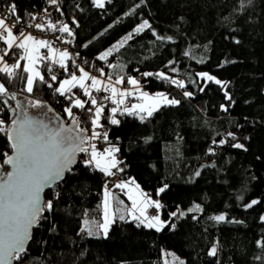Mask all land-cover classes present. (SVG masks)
I'll list each match as a JSON object with an SVG mask.
<instances>
[{"label": "trees", "instance_id": "16d2710c", "mask_svg": "<svg viewBox=\"0 0 264 264\" xmlns=\"http://www.w3.org/2000/svg\"><path fill=\"white\" fill-rule=\"evenodd\" d=\"M11 4L23 22H32L52 3L0 0V10L8 11ZM56 5L53 24L70 27L87 67L99 66L106 78L123 77L129 88L128 80L134 78L140 89L161 91L180 103H162L144 120L137 114L116 113L118 125L110 123L111 110L104 109L103 127L97 129L107 132V140L99 138L94 144L99 151L119 149L114 152L118 166L111 169L115 175L85 166L89 155L79 153L71 171L45 192L53 209L33 228L26 252L13 264H165L164 248L184 257L185 264H264V0H105L104 7H96L93 0H58ZM145 21L150 27L136 32ZM105 51L109 54L101 60ZM5 52L1 47L0 54ZM18 58L8 54L4 59L7 64L20 63L17 75L0 72V82L16 97H0L5 128L27 113L36 117L47 112L49 127H55L60 116L72 122L65 108L73 102L65 106L63 101L68 96L88 101L84 90L76 86L65 95L56 92L65 75L51 81L48 69L56 61L43 58L41 75L50 77L52 87L37 77L33 92L27 93L28 73ZM74 72L81 73L78 67ZM186 91L192 96H185ZM97 93L91 92L94 97ZM130 96L128 108L135 100L134 93ZM30 100L46 107L32 108ZM86 107L94 110L90 102ZM72 111L89 135L91 114L75 107ZM237 143L244 147H233ZM11 151L7 135L0 132V164ZM112 179L117 184L136 181L160 201L162 219L175 228L166 225L156 231L126 213L114 216L107 237L89 235L85 221L88 227L103 221L104 190ZM116 185L114 190L122 194ZM55 193L59 195L54 198ZM253 200L259 203L246 207ZM194 205L200 209L189 211ZM220 212H225V221L211 219ZM213 247L215 256L209 255Z\"/></svg>", "mask_w": 264, "mask_h": 264}, {"label": "snow or ice", "instance_id": "6c2138e0", "mask_svg": "<svg viewBox=\"0 0 264 264\" xmlns=\"http://www.w3.org/2000/svg\"><path fill=\"white\" fill-rule=\"evenodd\" d=\"M58 0H51L53 5L57 4ZM96 7H104L105 0H93ZM9 13L16 18V22H19V17L16 14V5L11 4ZM8 16H0V40H4L8 49H11L13 45L17 49H22L24 55L19 56L18 60L26 59L29 63L28 67L23 68V72L31 73L26 78V85L24 91L27 93H32L34 90L35 78H39L41 83L47 84L49 88L52 84L45 80L44 76L38 71H35L33 65L35 59H43V57H34L32 52H29L28 42L32 41L38 47L48 48L50 47L49 42L46 40H37L31 34L25 35L23 29H19V35L14 34L13 28L15 23L11 26L7 23ZM31 26V25H29ZM145 26L150 27L148 22L145 21L141 24L136 32H140ZM37 29L43 30L44 25L36 24ZM48 27L56 30L55 24H49ZM60 32L68 33L73 35L70 27L67 24H63L59 28ZM23 37L20 43H16L20 38ZM157 39L163 40L165 37L158 36ZM167 39H171L168 37ZM238 42V41H237ZM35 51V49H33ZM55 51V49H52ZM105 52L100 56L103 60L108 55ZM8 55L7 52L4 55H0V62L4 61V56ZM70 58L67 51L61 53L60 67L65 68L64 60ZM114 67V65H110ZM21 65L17 63L9 66L7 63L0 67V72L6 73L7 76L12 77L17 75L16 69H20ZM49 72L52 71L51 68L48 69ZM79 71L83 73L81 77H77L75 74L71 75L70 79H66L60 82L59 87L55 89L60 95H65L71 92V89L77 85L84 90V95L89 99L88 101L76 98L70 107L65 108L69 119L72 121L74 127H65L62 123L57 120L55 127H49V123H45L47 119V112L38 113L36 117L31 119H21L12 120L11 127L5 128V121L0 120V132L7 135V139L10 142V147L13 150V155H8L4 153L5 159L2 164H0V264H11L13 260H20L21 254L26 252L25 242L31 239V229L34 226H38L41 219H47L44 216L46 211L51 212L53 209L52 200H43L41 193L48 187L52 188L57 184L58 181L62 180L64 173L66 171H71V164L74 162L75 157L78 153H85L89 155V159L84 160L85 166H95L101 172H104L108 176H113L115 173L111 170L117 168L118 162L114 157V152H118V148L109 147L103 151H99L97 146L93 143L89 147L91 151L89 152V147L84 145L91 140H96L101 137V133L95 131L98 127H103L100 124V118L104 112V105L102 103L98 104L96 97L92 96L89 88L85 86V80L90 79L92 81L91 88H94L97 92L101 91L99 87L103 84V81L97 77L90 76V74L84 71L83 68H79ZM101 75H103V69L100 70ZM145 76L152 75L151 73H145ZM163 76V74H159ZM202 78H206L208 81H214L216 84H221L222 82L215 77L208 75L207 73L198 74ZM110 79V78H109ZM57 77L55 75L51 76V81H56ZM123 77H121L116 83H123ZM128 83L132 85H138V81L135 79H129ZM173 84H176L180 88L186 87L183 81L173 80ZM104 91H108L107 86L104 87ZM203 91V88H201ZM119 94L121 97H126L130 93L127 91H119L115 85L111 86V99L112 103L120 105L124 103L123 99L116 100L115 97ZM11 99H15V94H10L8 88L5 84L0 83V97L9 96ZM187 97L192 96L191 92H184ZM141 97L149 101L148 104H134L130 108H124L123 112H127L129 115H134L137 113H146V116L141 115L140 119L144 120L146 117H151L155 111H157L161 103H166L168 105H177L180 102L176 99H168L163 93H158L156 96H149L147 93H141ZM70 100L71 96L68 97ZM110 97H104V99H109ZM231 100V97H227ZM7 103V101H4ZM90 102L93 107H86ZM28 104L35 109H42L46 107L43 102L39 100H30ZM17 107H22L17 105ZM73 107L85 110L86 113L91 114V123L93 125L92 135L88 136L87 128L80 127V118L76 116L72 109ZM227 111V109H224ZM51 111V109H49ZM119 111V107L111 108L112 118L110 123L118 125L120 121L115 119V114ZM123 112L121 115H123ZM40 125V127H36ZM235 139L232 133H229ZM103 139L107 140V132L103 133ZM225 141H221L224 143ZM233 147L243 148V144H234ZM5 165L11 166V171L3 173L2 169ZM122 171V169H118ZM199 175V173H196ZM116 187L121 189L127 187L126 183L117 184ZM137 187H139L137 185ZM164 191V188L159 190ZM58 193L54 194V198L58 197ZM107 191L105 192V213L104 222L99 224V228L103 230V235L107 237L109 223L111 222L110 214L107 207ZM130 199L132 197H129ZM150 203L157 209L161 208L162 205L157 201H150ZM259 203V201L253 200L246 207L251 208L253 205ZM137 208V202L133 200V210ZM200 206L196 205L195 209H190L189 211L199 210ZM133 219L140 220L141 224H146L148 228H154L156 231H160L166 225H170L171 228H175V224L170 221L161 220L159 215H153L148 217L145 215L143 209L140 210V216H136L135 212H132ZM172 216H176V213H172ZM143 217V219H140ZM121 220L124 219L123 216L120 217ZM211 219L220 222L225 221V215H217L211 217ZM88 221H85V226L87 227ZM83 230V229H82ZM88 234L93 235L91 228H88ZM217 249L215 247L211 248L209 255L215 256ZM183 264V262H181Z\"/></svg>", "mask_w": 264, "mask_h": 264}, {"label": "built area", "instance_id": "2783aa9c", "mask_svg": "<svg viewBox=\"0 0 264 264\" xmlns=\"http://www.w3.org/2000/svg\"><path fill=\"white\" fill-rule=\"evenodd\" d=\"M57 5L51 4L48 8L47 11L43 13H39L36 16V19L32 22H23L19 18V22H16V18L13 17L9 11L5 10H0V16L7 15L8 20L7 23L11 26L13 23H15V27L13 30H19L23 29L25 35L31 34L34 36L37 40H46L49 42L52 47H54L56 50L61 51V50H66L69 51L70 53V58H68L67 63L68 65L72 66L71 68H62L60 67V64L53 63L51 65V75H55L57 78L59 75H65L67 77H71L73 75V72L75 68H83L84 70L89 71L91 76H99L102 78L103 81L107 80L106 77L100 75V67L97 65H92L90 67H87V63L85 61H82L80 59V54L77 51L75 44L73 42L74 35H69L68 33H63L59 31V27L56 26V30L54 31L52 28L48 27V25L51 23H54V14L53 11ZM36 24H41L44 25V29L40 30L35 27ZM31 25V26H29ZM17 43V42H16ZM4 46V40H0V48ZM5 47V46H4ZM6 52L10 54L12 57H19L22 55L23 51L22 49H17L15 45L11 49H8L6 47ZM49 52L47 48H44L41 56L45 59L48 58ZM4 59H6V56H4ZM2 63V62H0ZM1 67V64H0ZM46 81L50 82V77L45 76L44 77ZM125 87L129 88V85L125 83ZM69 97V96H68ZM66 98L63 101V104L65 106L69 105L70 103L73 102L74 97L70 100L69 98ZM98 104L102 103L105 107L104 109H110L113 107H119V111L117 112L118 114H121L124 110V108L128 107L130 102L132 101V97L129 96L126 99H124V103L120 105H116L112 103L111 95H109L107 92H105L102 88L99 93L95 95ZM104 97H110L109 99H104ZM117 100V99H116ZM67 120V117L65 118ZM5 127V125H4ZM95 131L101 133L100 139H103V129H95ZM92 132L88 135L91 136ZM99 139V138H98ZM98 139L96 140H91L88 143H86L84 146L89 147L90 144L97 143ZM91 151V148L89 147V152ZM84 156H88V154L82 153ZM113 182L116 181V179H112Z\"/></svg>", "mask_w": 264, "mask_h": 264}, {"label": "rangeland", "instance_id": "374dc122", "mask_svg": "<svg viewBox=\"0 0 264 264\" xmlns=\"http://www.w3.org/2000/svg\"><path fill=\"white\" fill-rule=\"evenodd\" d=\"M122 40H120V41H117L116 43H114L111 47H110V49H112L113 47H115L118 43H120ZM44 50V49H43ZM43 50H42V52H43ZM66 51V50H65ZM62 52H64V50H62L61 51V53ZM68 53H69V51H67ZM105 52H108V51H105ZM104 52V53H105ZM103 53V54H104ZM42 54V53H41ZM102 54V55H103ZM0 55H2V54H0ZM69 55H70V53H69ZM42 57V56H41ZM48 58H49V55H48ZM61 58V57H60ZM54 61H56V60H54ZM64 63H67V59H65L64 61H63ZM5 62L3 61L2 62V64H4ZM57 63V62H56ZM28 66H29V63H28ZM33 67H34V69H35V71H38L39 73L41 72L40 71V68L38 67V62H37V60H35V63H34V65H33ZM84 71H86V72H88L89 73V71H87V70H84ZM41 74V73H40ZM73 74H75L77 77L79 76V75H81L82 73H77V72H73ZM90 74V73H89ZM29 75H31V73H28V76ZM90 76H91V74H90ZM94 77H97L98 79H100L101 81H103L102 80V78L101 77H99V76H94ZM66 79H70V77H67V76H65L64 78H62L61 80H60V82L61 81H63V80H66ZM107 79V81L110 83V85L112 86V85H115V87H119V88H121V89H125L126 90V88L127 87H125L124 85H123V83H116V81H118L119 79H120V77H117V78H114V77H110V79L109 78H106ZM131 79H134V78H131ZM1 83V82H0ZM91 83H92V81H88L87 83H86V87H88L89 88V91L90 92H92L93 90H94V88H91L90 86H91ZM59 85H60V83H59ZM103 85H104V83L103 84H101L99 87H103ZM78 87V86H77ZM134 87V86H133ZM78 90L79 91H82L83 89L82 88H79L78 87ZM132 91H133V93H135V90L132 88ZM131 92V91H130ZM133 93H131V94H133ZM158 93H162L161 91H158V92H156V94H158ZM131 94H129L128 96H126V97H124L123 98V100L124 99H126L127 97H129ZM156 94H155V96H156ZM168 99H172V98H170V97H168L167 96V94H165V93H163ZM134 99L136 98V96H134L133 97ZM115 99H117V97H115ZM117 100H120V99H117ZM162 104V103H161ZM137 115H138V117H140L141 115H146V113H137ZM114 157H115V159L117 160V158H116V156H115V154H114ZM110 185H109V183H107V187H106V189L108 190V189H110V190H114V186H112V185H116L117 183H116V181L115 182H113V180H110ZM127 184V187H125V193H126V196H127V201H125V199L122 197V199L120 198V201H121V203H123V205L124 204H126L127 206H124V209H125V211H127L128 212V214L131 216V217H133V214H132V212L134 211L135 212V215L136 216H140V210L141 209H143V211H144V213L145 212H147L148 214H149V217H151V216H153V215H159L160 216V218H161V220H163L162 219V217H161V208H159V209H157V208H155L151 203H150V201H157V202H159L160 203V201L158 200V199H154L147 191H145V190H143L142 188H141V186L136 182V181H134V180H131L130 182H127L126 183ZM137 185L139 186V187H137ZM112 193H110V201H111V195ZM129 197H132L131 199L129 198ZM133 200H135L136 202H137V208L135 209V210H133ZM161 204V203H160ZM122 205V206H123ZM195 206L196 205H194L192 208L193 209H195ZM200 206V205H199ZM109 211H110V219L112 220V217H113V208H112V205H111V203H110V208H109ZM183 211H185V210H183ZM217 215H225V212H220V213H218ZM216 215V216H217ZM142 217H140V219H141ZM261 218L264 220V213H262V215H261ZM103 221L101 222V223H103L104 222V216H103ZM95 223V222H94ZM111 223V222H110ZM110 223H109V226H110ZM99 224H100V222L98 223V222H96L95 224H91L90 225V227H88L87 226V230H88V228H91V230H92V232H94V233H101V234H103V230L102 229H100L99 228ZM109 228V227H108ZM163 259H164V262H165V264H181V262H183V264H185V259H184V257H182V256H180V255H178V254H176L175 252H173L172 250H170V249H167V248H164L163 249Z\"/></svg>", "mask_w": 264, "mask_h": 264}, {"label": "crops", "instance_id": "0c3cea01", "mask_svg": "<svg viewBox=\"0 0 264 264\" xmlns=\"http://www.w3.org/2000/svg\"><path fill=\"white\" fill-rule=\"evenodd\" d=\"M13 32H14V34H16V35H18L17 34V32L16 31H14L13 30ZM21 40H23V37H21L20 38V40H18L17 41V43H20L21 42ZM50 45V44H49ZM4 46L5 47H7V45L5 44V42H4ZM3 46V47H4ZM28 49H29V52H32V54H33V56L34 57H41V53H42V50L44 49V47H38V46H36L32 41H29L28 42ZM33 49H35V51H33ZM48 49V52H49V58L50 59H52V60H56V62L57 63H59L60 64V60H61V51H58V50H56L55 49V51H52V49H54L51 45H50V47H48L47 48ZM23 55H24V52H23ZM35 60H37V62H38V67L40 68V63H41V60L42 59H39V58H37V59H35ZM6 63V62H5ZM23 65H24V67H28V61L26 60V59H24L23 60ZM1 64V67H3V64L2 63H0ZM64 64H66V63H64ZM9 66H11V65H13V64H8ZM41 71V70H40ZM41 73V72H40ZM83 75V73L81 74V75H79L78 77H81ZM88 81H91L90 79H88V80H85V85H86V83L88 82ZM138 81V80H137ZM139 82V81H138ZM131 85V87L130 88H126V90L125 89H121V88H119V87H116L119 91H127L128 93H133V91H132V88L135 90V96H136V98H135V100H134V102L130 105V107L132 106V105H134V104H148V103H150L149 101H146V100H144L142 97H141V93L143 92V93H147L149 96H152V97H154L155 96V94L156 93H149V92H146V91H144V90H142V89H140V83H138V85H132V84H130ZM78 86V85H77ZM105 86H107L108 88H109V90H108V92L111 94V85H110V83H108V82H105L104 83V87ZM134 86V87H133ZM79 87V86H78ZM80 88V87H79ZM131 91V92H130ZM117 99H123L124 97H121L119 94H117ZM129 107V108H130ZM131 180H128V181H121V183L123 182V183H127V182H130ZM120 190H121V192H123L122 194L121 193H118L117 191H115V190H110V189H105L104 190V196H103V202H102V206H103V216H104V213H105V192L107 191V193H108V196H107V207H108V212H109V214H110V211H109V208H110V203H111V205H112V208H113V217H112V219L114 218V216L115 215H117V214H126V213H128L127 211H125V209H124V206H126V204H124L123 205V203H121V201H120V196H122L124 199H125V201L127 200V196H126V193H125V188H123V189H121L120 188ZM119 190V191H120ZM110 193H112L111 195V201H110ZM118 193V194H117ZM125 194V195H124ZM123 205V206H122ZM145 215L146 216H148L149 217V214L147 213V212H145ZM141 219H143V217L141 218ZM112 221V220H111Z\"/></svg>", "mask_w": 264, "mask_h": 264}, {"label": "water", "instance_id": "95a60500", "mask_svg": "<svg viewBox=\"0 0 264 264\" xmlns=\"http://www.w3.org/2000/svg\"><path fill=\"white\" fill-rule=\"evenodd\" d=\"M12 112L14 113L15 112V107H12ZM31 118H34L32 115H30V114H24V115H22L21 117H19V118H17V117H15V120H21V119H31ZM59 122L60 123H62L65 127H74V125H72V122H66V119L65 118H63L62 116H60L59 117ZM36 127H40V125H36ZM10 129V128H9ZM8 155H13V150L11 151V153L10 154H8ZM78 155H79V153L76 155V157H75V160H74V162L71 164V169L76 165V163H77V161H78ZM5 159V158H4ZM4 159H3V161H4ZM5 166H7V169L4 171V173H7V172H9V171H11L12 169H11V166L10 165H5ZM68 171H66L65 173H64V176H65V174L67 173ZM64 178V177H63ZM63 180V179H62ZM62 180H60V181H62ZM60 181H58V182H60ZM57 182V183H58ZM48 189H50V188H48V187H46L44 190H43V192L41 193V196H42V199L43 200H45V192L48 190ZM35 227V226H34ZM33 227V228H34ZM33 228L31 229V236H32V232H33ZM30 240L31 239H29V240H27L26 242H25V248L27 249V246H28V244H29V242H30ZM14 263V260L11 262V264H13Z\"/></svg>", "mask_w": 264, "mask_h": 264}, {"label": "flooded vegetation", "instance_id": "af4514ba", "mask_svg": "<svg viewBox=\"0 0 264 264\" xmlns=\"http://www.w3.org/2000/svg\"><path fill=\"white\" fill-rule=\"evenodd\" d=\"M4 168H6V169H7V166H4ZM6 169H2V172L4 173V171H5Z\"/></svg>", "mask_w": 264, "mask_h": 264}]
</instances>
